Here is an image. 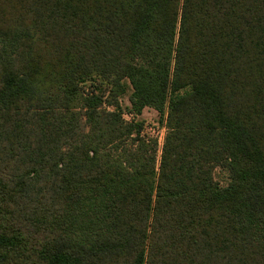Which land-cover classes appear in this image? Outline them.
<instances>
[{"label":"trees","instance_id":"1","mask_svg":"<svg viewBox=\"0 0 264 264\" xmlns=\"http://www.w3.org/2000/svg\"><path fill=\"white\" fill-rule=\"evenodd\" d=\"M0 264H264V0H0Z\"/></svg>","mask_w":264,"mask_h":264},{"label":"rangeland","instance_id":"2","mask_svg":"<svg viewBox=\"0 0 264 264\" xmlns=\"http://www.w3.org/2000/svg\"><path fill=\"white\" fill-rule=\"evenodd\" d=\"M131 95V90H128V93L121 99L122 107L129 108L130 101L129 97ZM133 116L129 114H125V120L130 122L132 121ZM140 121L145 122V130L144 134L148 137L157 140L159 149L161 150L165 136H166V129L163 125L160 124V116L157 111L147 108L143 111V114L140 118ZM214 180L219 184L221 187H226L230 182V174L226 168V166H219L214 171Z\"/></svg>","mask_w":264,"mask_h":264}]
</instances>
